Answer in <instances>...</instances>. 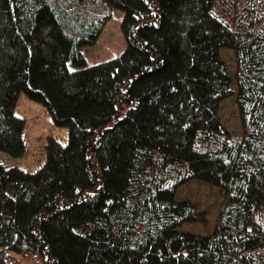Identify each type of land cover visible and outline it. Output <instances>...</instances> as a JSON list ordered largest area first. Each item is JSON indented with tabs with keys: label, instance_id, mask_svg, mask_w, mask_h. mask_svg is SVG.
Returning a JSON list of instances; mask_svg holds the SVG:
<instances>
[{
	"label": "trees",
	"instance_id": "trees-1",
	"mask_svg": "<svg viewBox=\"0 0 264 264\" xmlns=\"http://www.w3.org/2000/svg\"><path fill=\"white\" fill-rule=\"evenodd\" d=\"M263 3L0 0V152H24L21 93L68 129L37 170L0 163V264H264ZM112 9L125 49L87 65ZM190 181L224 192L208 234L182 229L208 222Z\"/></svg>",
	"mask_w": 264,
	"mask_h": 264
},
{
	"label": "rangeland",
	"instance_id": "rangeland-1",
	"mask_svg": "<svg viewBox=\"0 0 264 264\" xmlns=\"http://www.w3.org/2000/svg\"><path fill=\"white\" fill-rule=\"evenodd\" d=\"M262 11L264 13V3ZM122 17V11L112 9L111 17L106 21L100 35L93 44L80 47L87 65L110 60L121 54L125 49L126 42L120 27ZM260 25L264 26V19H262ZM222 57L231 68L234 67L232 51L222 50ZM13 111L15 116L25 121L22 132L25 148L20 156H11L6 152H0V163L7 167L18 166L27 172H33L45 162L47 138L53 137L65 144L68 141V129L57 126L47 109L41 103L29 99L24 93L19 94ZM219 114L228 131L234 134L241 133L242 128L235 96L221 104ZM177 197L193 202L200 211H205L208 215L207 223L184 225L182 229L200 234L210 233L221 208L224 192L217 187L199 181H190L178 189Z\"/></svg>",
	"mask_w": 264,
	"mask_h": 264
}]
</instances>
